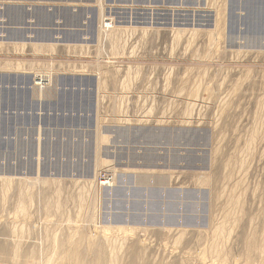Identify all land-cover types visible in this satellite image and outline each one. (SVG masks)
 <instances>
[{"label": "rangeland", "instance_id": "rangeland-1", "mask_svg": "<svg viewBox=\"0 0 264 264\" xmlns=\"http://www.w3.org/2000/svg\"><path fill=\"white\" fill-rule=\"evenodd\" d=\"M22 1L0 264H264V0Z\"/></svg>", "mask_w": 264, "mask_h": 264}, {"label": "bare ground", "instance_id": "bare-ground-1", "mask_svg": "<svg viewBox=\"0 0 264 264\" xmlns=\"http://www.w3.org/2000/svg\"><path fill=\"white\" fill-rule=\"evenodd\" d=\"M24 1V0H23ZM22 1V2H23ZM34 1V0H33ZM54 1V0H53ZM97 2V1H96ZM33 3H35V2H33ZM220 25V24H219ZM130 30V29H129ZM114 31V30H113ZM148 32V31H147ZM195 34V33H194ZM181 38V37H180ZM115 41V40H114ZM116 43V42H115ZM17 44V46H18V43H16ZM19 44H20V42H19ZM24 45H26V43H23ZM44 44V43H43ZM114 44V43H113ZM14 45V44H13ZM22 45V44H21ZM40 45H42V44H40ZM45 45V44H44ZM51 45V44H50ZM15 46V45H14ZM28 46V45H27ZM35 47H36V45H34ZM49 46V45H48ZM53 46V45H52ZM24 47V46H23ZM39 47V46H38ZM37 48V47H36ZM54 48V47H53ZM105 48V47H104ZM45 49V48H44ZM49 49V48H48ZM51 49V48H50ZM114 49V48H113ZM22 51V50H21ZM9 64V63H8ZM13 65V64H12ZM22 65V64H21ZM36 65V64H35ZM41 65V64H40ZM72 65V64H71ZM23 66V65H22ZM50 66V65H49ZM29 67V66H28ZM33 67V66H32ZM47 67V66H46ZM14 68H15V66H14ZM13 68V69H14ZM18 68H19V66H18ZM18 68H17V70H18ZM21 68V67H20ZM25 68V67H24ZM50 68V67H49ZM22 69V68H21ZM32 69V68H31ZM122 69V68H121ZM102 70V69H101ZM50 76V75H49ZM44 78V77H43ZM51 78V77H50ZM52 79V78H51ZM44 80H46L45 78H44ZM53 81V80H52ZM48 82L50 83V79H49V77H48ZM48 83V84H49ZM40 90H42V89H40ZM40 92V91H39ZM37 93V92H36ZM41 96H43L42 94H40ZM39 95V96H40ZM40 98V97H39ZM1 118L2 117H0V120H1ZM128 119V118H127ZM252 145V144H251ZM251 148V147H250ZM248 150V149H247ZM250 150V149H249ZM99 158H97V163H98V165H99V163H101L102 164V160L100 159V160H98ZM242 159V158H241ZM100 166V165H99ZM88 182H90V180L88 181ZM91 182L92 183H96L93 179L91 180ZM90 182V183H91ZM94 185V184H93ZM237 201V200H236ZM239 203V202H238ZM236 204V203H235ZM240 204V203H239ZM235 208V207H234ZM232 210V209H231ZM237 210V209H236ZM231 213V212H230ZM229 215V214H228ZM232 216V215H231ZM236 218V217H235ZM231 219V218H230ZM232 220V219H231ZM236 221V220H235ZM216 225V224H215ZM224 227V226H223ZM221 228V227H220ZM219 230V229H218ZM224 230V229H223ZM220 231V230H219ZM217 233V232H216ZM218 234V233H217ZM216 234V235H217ZM182 235V234H181ZM219 235V234H218ZM220 237V236H219ZM217 242V241H216ZM218 246V245H217ZM51 257V256H50ZM53 264V263H52Z\"/></svg>", "mask_w": 264, "mask_h": 264}, {"label": "built area", "instance_id": "built-area-1", "mask_svg": "<svg viewBox=\"0 0 264 264\" xmlns=\"http://www.w3.org/2000/svg\"><path fill=\"white\" fill-rule=\"evenodd\" d=\"M101 184H109L110 181H112V179L109 178V176L107 174H104L101 176Z\"/></svg>", "mask_w": 264, "mask_h": 264}, {"label": "water", "instance_id": "water-1", "mask_svg": "<svg viewBox=\"0 0 264 264\" xmlns=\"http://www.w3.org/2000/svg\"><path fill=\"white\" fill-rule=\"evenodd\" d=\"M8 118H14V119H16L17 117H11V116H9V117H5V116H3L2 118H1V121L2 122H4V123H6L7 122V120H8Z\"/></svg>", "mask_w": 264, "mask_h": 264}]
</instances>
